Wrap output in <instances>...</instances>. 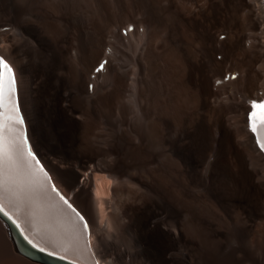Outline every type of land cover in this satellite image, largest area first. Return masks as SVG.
I'll list each match as a JSON object with an SVG mask.
<instances>
[{
    "label": "bare ground",
    "instance_id": "bare-ground-1",
    "mask_svg": "<svg viewBox=\"0 0 264 264\" xmlns=\"http://www.w3.org/2000/svg\"><path fill=\"white\" fill-rule=\"evenodd\" d=\"M129 20L131 66L114 45ZM0 56L17 92L0 107V208L33 245L82 264H264V154L248 128L264 0H0ZM0 231L14 250L1 217Z\"/></svg>",
    "mask_w": 264,
    "mask_h": 264
},
{
    "label": "rangeland",
    "instance_id": "rangeland-1",
    "mask_svg": "<svg viewBox=\"0 0 264 264\" xmlns=\"http://www.w3.org/2000/svg\"><path fill=\"white\" fill-rule=\"evenodd\" d=\"M129 24V25H128ZM139 26V25H138ZM137 25H136V23L135 22H133L132 20H129L128 22H126V23H124L123 25H120V27H119V29L117 30L118 32H120L125 38H127V43H128V46L126 45V46H124V45H122L121 43H120V38H118V36H115V38H114V45H115V47H116V49H119V51H118V53L119 54H121V53H124L123 55H122V58L126 61V63L129 65V66H131V63H132V60H133V58L134 57H136V55L133 53L134 52V48L137 46V45H139V44H137V43H139V41H140V34H139V30H140V27H138ZM128 27V28H127ZM131 28V29H130ZM132 30L131 32H129L130 30ZM139 34V35H138ZM139 37V38H138ZM139 39V40H138ZM116 43V44H115ZM122 49H121V48ZM130 47V48H129ZM1 57V56H0ZM9 61V60H8ZM130 61V62H129ZM10 62V61H9ZM11 63V62H10ZM128 95V94H127ZM125 102L126 103H128L127 104V111H129L130 113L133 111V108H132V106H131V104H130V101H129V98H128V96H126L125 97ZM130 104V105H129ZM129 106V107H128ZM264 154V153H263ZM39 159L41 160V158L39 157ZM49 174V173H48ZM49 176H50V178L52 179V181H53V177H52V175L51 174H49ZM54 182V181H53ZM54 184H55V182H54ZM112 184V185H111ZM113 184H114V182L111 180V182H110V185H111V187L113 186ZM56 185V184H55ZM57 186V185H56ZM110 209H108V211H109ZM88 237V236H87ZM2 238H3V240H2ZM5 236H3L2 237V235H1V231H0V263L1 262H6V263H9L10 262V264H16L15 263V261H16V259H15V255L17 256H19V254H18V252L17 251H15V249L13 250V249H11V248H9L10 246L8 245V243L6 242V240H5ZM5 241V242H4ZM5 243V244H4ZM3 248H2V247ZM5 251V252H4ZM14 251V252H13ZM8 252H11V253H9L8 254ZM14 253H16V254H14ZM2 254V255H1ZM14 254V255H13ZM8 255H10V256H8ZM3 256V257H2ZM5 256H7V257H5ZM14 256V257H13ZM9 257L11 258V257H13V258H11V259H13V261L11 260V259H9ZM7 258V259H6ZM1 259H3L2 261H1ZM6 259V261H4ZM15 259V260H14ZM9 260H11V261H9ZM20 260V259H19ZM96 262H98V260H95V263H93V264H96ZM20 263L21 264H37V263H33V262H31V261H28V260H23V259H21L20 260ZM101 264H103L102 262H100Z\"/></svg>",
    "mask_w": 264,
    "mask_h": 264
},
{
    "label": "water",
    "instance_id": "water-1",
    "mask_svg": "<svg viewBox=\"0 0 264 264\" xmlns=\"http://www.w3.org/2000/svg\"><path fill=\"white\" fill-rule=\"evenodd\" d=\"M0 217L6 224V228L13 242V247L15 251H18L20 254L24 255L25 257L31 260L43 262L46 264H78L73 261L59 257L57 255H54L52 253H49L44 249L33 245L24 236L16 222L4 211L0 212Z\"/></svg>",
    "mask_w": 264,
    "mask_h": 264
},
{
    "label": "snow or ice",
    "instance_id": "snow-or-ice-1",
    "mask_svg": "<svg viewBox=\"0 0 264 264\" xmlns=\"http://www.w3.org/2000/svg\"><path fill=\"white\" fill-rule=\"evenodd\" d=\"M103 68V65L100 66V68L97 69V71L101 70ZM7 74V77H6ZM8 92H14L16 90V79L15 75L13 74L12 68L9 66L8 63H6L2 58H0V107L3 106V98L5 95V91ZM254 107L257 109H264V104L257 105L254 103ZM19 111V108L16 109ZM20 123L23 121L20 120ZM25 143H27V140L25 139ZM28 155L32 156L31 149L28 150ZM39 163V161H37ZM55 190V187L53 188ZM61 199H64L63 196H61ZM67 203V201L65 200ZM71 207V205H69ZM0 212H3V208H0ZM83 219V217H81ZM87 227V225H85Z\"/></svg>",
    "mask_w": 264,
    "mask_h": 264
}]
</instances>
